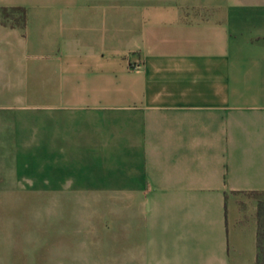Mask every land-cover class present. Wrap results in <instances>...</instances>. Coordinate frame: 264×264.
<instances>
[{"label":"crops","instance_id":"crops-1","mask_svg":"<svg viewBox=\"0 0 264 264\" xmlns=\"http://www.w3.org/2000/svg\"><path fill=\"white\" fill-rule=\"evenodd\" d=\"M12 6L26 18L0 15L11 173L35 160L36 190L99 192L119 264H257L264 0Z\"/></svg>","mask_w":264,"mask_h":264},{"label":"rangeland","instance_id":"rangeland-1","mask_svg":"<svg viewBox=\"0 0 264 264\" xmlns=\"http://www.w3.org/2000/svg\"><path fill=\"white\" fill-rule=\"evenodd\" d=\"M15 161L0 158V264H119L115 206L106 217L99 192L36 190L35 160H23L34 163L23 181ZM262 234L260 264L264 214Z\"/></svg>","mask_w":264,"mask_h":264},{"label":"trees","instance_id":"trees-1","mask_svg":"<svg viewBox=\"0 0 264 264\" xmlns=\"http://www.w3.org/2000/svg\"><path fill=\"white\" fill-rule=\"evenodd\" d=\"M15 13H18L16 16ZM26 9L23 7H1L0 8V15L2 17V21L6 23V20L10 19V25H23L25 23L26 18ZM257 194L258 192H254ZM264 193V192H261ZM264 214V201L258 202L257 208V222H258V232H257V264H260V253L262 250V217Z\"/></svg>","mask_w":264,"mask_h":264}]
</instances>
